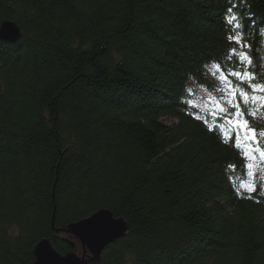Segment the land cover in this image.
I'll return each mask as SVG.
<instances>
[{
  "label": "trees",
  "instance_id": "1",
  "mask_svg": "<svg viewBox=\"0 0 264 264\" xmlns=\"http://www.w3.org/2000/svg\"><path fill=\"white\" fill-rule=\"evenodd\" d=\"M5 20L21 35L0 39V264H32L43 238L81 252L64 228L100 208L128 230L85 264H264V191L237 195L248 161L190 91L213 93V62L246 70L233 47L264 83V0H0Z\"/></svg>",
  "mask_w": 264,
  "mask_h": 264
},
{
  "label": "snow or ice",
  "instance_id": "2",
  "mask_svg": "<svg viewBox=\"0 0 264 264\" xmlns=\"http://www.w3.org/2000/svg\"><path fill=\"white\" fill-rule=\"evenodd\" d=\"M238 7L240 6L233 4L232 7L227 9V14L224 17L225 23L231 26L234 31L240 30L243 27L241 22L233 23L240 19L235 15ZM244 39L245 37L240 34L235 36L229 35L228 37L229 42L240 45L241 48H251L252 45L242 43ZM233 57H236L239 63L243 64L245 61L247 62L244 72L226 69L219 62H213L212 64L211 75L223 85V88L217 89V91H223L224 96L215 97L211 91L209 92V103L215 105L210 114L213 117L220 116L222 123L209 125L208 127L210 131L213 130V127H219L227 139H232L234 136L235 146L242 149L246 161H255L258 155L260 161L264 162V148L260 147V140L264 138V130L258 131L257 129L256 123L260 118L257 117L256 112L247 111V105L250 102L264 101V97L256 95L250 96L248 91L245 90L250 89L253 93L264 92V83H254L258 78L257 73L247 70L252 69L254 66V61L249 53L244 51L238 52L237 48L233 47L228 49L227 60L231 62ZM187 103L195 107L190 100ZM260 108L264 110V103L260 104ZM196 118L200 119L199 116ZM224 125L228 126L227 131H224ZM229 167L234 168L235 166L230 165ZM245 168L252 169L253 164L246 163ZM247 175L255 177L256 173L250 171ZM257 188L258 185L255 179L251 183H245L241 180L239 186L236 187V192L238 196H242L244 192H247L249 194L247 198H252L251 194L256 192Z\"/></svg>",
  "mask_w": 264,
  "mask_h": 264
},
{
  "label": "water",
  "instance_id": "3",
  "mask_svg": "<svg viewBox=\"0 0 264 264\" xmlns=\"http://www.w3.org/2000/svg\"><path fill=\"white\" fill-rule=\"evenodd\" d=\"M21 35L15 22L5 20L0 23V39L15 41ZM128 225L122 217H116L107 208H100L87 217L70 222L64 231L77 238L82 253L76 250L67 253L58 252L49 239L43 238L34 245L32 264H85L87 260H98L105 246L124 236Z\"/></svg>",
  "mask_w": 264,
  "mask_h": 264
},
{
  "label": "rangeland",
  "instance_id": "4",
  "mask_svg": "<svg viewBox=\"0 0 264 264\" xmlns=\"http://www.w3.org/2000/svg\"><path fill=\"white\" fill-rule=\"evenodd\" d=\"M210 71H212V68L210 69ZM223 88V85L220 84V82L217 83V85L215 86V89L213 91V95L215 97H222L224 96L223 91H217V89H221ZM190 91L193 92L195 94L194 97V101L193 103H195L198 107H200L201 109H203V111H205L206 113L210 114L213 107L215 106L213 103H209V92L205 89H202L200 87H194V89H192V87H190ZM165 122H171L174 119L170 118L168 116L162 118ZM242 147H243V142H242ZM248 163H252L253 164V168L252 169H248V172H255L256 175L255 177L249 176L247 175L246 179L244 180L245 183H251L253 181V179H255L258 188H260L261 190L264 191V162H261L259 159V156L257 155V159L255 161H248ZM78 254L82 253V248H81V252L77 251Z\"/></svg>",
  "mask_w": 264,
  "mask_h": 264
}]
</instances>
